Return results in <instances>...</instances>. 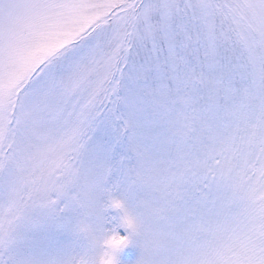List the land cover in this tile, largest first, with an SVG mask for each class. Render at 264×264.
Here are the masks:
<instances>
[{
  "label": "snow or ice",
  "instance_id": "1",
  "mask_svg": "<svg viewBox=\"0 0 264 264\" xmlns=\"http://www.w3.org/2000/svg\"><path fill=\"white\" fill-rule=\"evenodd\" d=\"M109 235L264 264V0H0V264Z\"/></svg>",
  "mask_w": 264,
  "mask_h": 264
},
{
  "label": "clouds",
  "instance_id": "2",
  "mask_svg": "<svg viewBox=\"0 0 264 264\" xmlns=\"http://www.w3.org/2000/svg\"><path fill=\"white\" fill-rule=\"evenodd\" d=\"M118 235V234H113ZM113 235H109L105 238V240L102 242V248L104 251H101L97 258H96V264H115V256L112 254L113 248H119L123 246V242H118L116 244L112 243Z\"/></svg>",
  "mask_w": 264,
  "mask_h": 264
},
{
  "label": "rangeland",
  "instance_id": "3",
  "mask_svg": "<svg viewBox=\"0 0 264 264\" xmlns=\"http://www.w3.org/2000/svg\"><path fill=\"white\" fill-rule=\"evenodd\" d=\"M121 234H124L123 230H121ZM136 255L137 253L134 249H125L124 252L121 254V259L125 261V264H129V262L135 260Z\"/></svg>",
  "mask_w": 264,
  "mask_h": 264
}]
</instances>
